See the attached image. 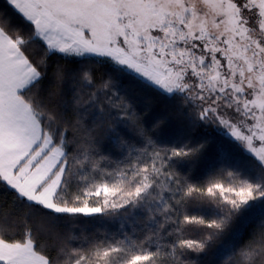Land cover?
<instances>
[{
  "label": "snow or ice",
  "instance_id": "1",
  "mask_svg": "<svg viewBox=\"0 0 264 264\" xmlns=\"http://www.w3.org/2000/svg\"><path fill=\"white\" fill-rule=\"evenodd\" d=\"M218 241L264 264V0H0V264Z\"/></svg>",
  "mask_w": 264,
  "mask_h": 264
},
{
  "label": "trees",
  "instance_id": "2",
  "mask_svg": "<svg viewBox=\"0 0 264 264\" xmlns=\"http://www.w3.org/2000/svg\"><path fill=\"white\" fill-rule=\"evenodd\" d=\"M143 103H151L152 105V110L148 111L146 114L142 113V115L144 116V119H149L151 118L154 113H159L160 109H161V104L159 103V100L155 97H153L150 101H142L141 102V106L143 105ZM137 111H140V108H137ZM167 121H164V123L161 124L160 127V134L163 135V130L166 127ZM209 131H211V129H209ZM209 147L211 148L212 145L209 144ZM80 224H83L84 221H80L78 222ZM118 226L117 223H112V222H106V227H108L110 230H115V228ZM240 226V221L239 218L237 219V221L234 222L233 224V228L235 227H239ZM255 227V224L249 225V228L247 229L246 233H245V238L247 237L248 233L251 232V230ZM231 231V229L229 230V232ZM65 232H67L68 234H71L69 232V230L66 228ZM228 238V236L226 235L224 237V239L226 240ZM75 243V242H74ZM221 247V242L218 241L211 249H209L206 253L200 254L199 255V259H198V264H218V256H217V251L218 249ZM191 259H197L196 254H192L191 255Z\"/></svg>",
  "mask_w": 264,
  "mask_h": 264
}]
</instances>
